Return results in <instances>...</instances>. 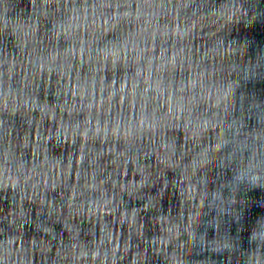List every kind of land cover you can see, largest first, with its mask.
Instances as JSON below:
<instances>
[{
	"label": "clouds",
	"instance_id": "9594fccd",
	"mask_svg": "<svg viewBox=\"0 0 264 264\" xmlns=\"http://www.w3.org/2000/svg\"><path fill=\"white\" fill-rule=\"evenodd\" d=\"M0 264H264V0H0Z\"/></svg>",
	"mask_w": 264,
	"mask_h": 264
},
{
	"label": "water",
	"instance_id": "95a60500",
	"mask_svg": "<svg viewBox=\"0 0 264 264\" xmlns=\"http://www.w3.org/2000/svg\"><path fill=\"white\" fill-rule=\"evenodd\" d=\"M257 39H258V40L260 39V36H259V34L257 35Z\"/></svg>",
	"mask_w": 264,
	"mask_h": 264
}]
</instances>
